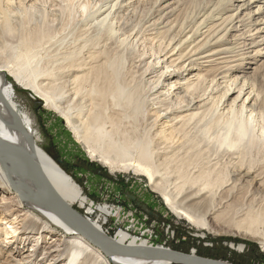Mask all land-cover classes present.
Returning a JSON list of instances; mask_svg holds the SVG:
<instances>
[{"label":"bare ground","instance_id":"6f19581e","mask_svg":"<svg viewBox=\"0 0 264 264\" xmlns=\"http://www.w3.org/2000/svg\"><path fill=\"white\" fill-rule=\"evenodd\" d=\"M126 1L111 0L105 7L81 14L77 22L81 36L75 49L54 43V52H48L59 31L55 32L34 13L30 15L26 9L27 1L0 0V41L3 40L5 45L0 48V53L11 52L6 59L0 57V224H4L6 229L1 246L21 253L28 248V244L33 243L31 251L26 249L21 259L28 264L171 262L149 257L107 256L45 205L53 201L52 196L21 160L7 153V144L32 156L69 206L76 209V204L85 207L89 203L72 176L36 142L34 119L17 104L16 85L43 96L49 106L60 110L75 136L87 148L99 149L105 160L111 164L120 162L123 170L131 169L134 173L145 175L153 189L163 196L167 206L193 225L200 223L199 209L208 208L207 199L211 200L216 195L209 188L215 182L211 173L195 169L194 164L207 154L211 158L215 153H233L245 147L247 142H254L252 145L256 142V139L250 137L255 130L254 115L248 117L247 112L253 108L256 94L254 87L247 84L246 70L237 74L236 80L242 81L237 97L232 103H225L220 112L210 107L207 94H199L197 90L198 81L204 78L198 71L210 66L211 62L228 58L229 50L218 48L217 42L237 25L232 23L221 34L223 26L216 21L211 29L214 33L210 35V43L207 44L203 33L205 31L200 27L201 22L197 24L195 21V27L190 29H186L182 23V39L172 48L171 55L174 57L181 46L182 51L172 60H169V56L152 59L158 69L147 80L152 83L156 76L158 80L164 78V83L153 88L158 89L156 93L150 89L144 99L139 85L125 74L124 56L121 55L122 50H119L123 40H137L141 30L140 26L138 28L122 19ZM236 1L243 2L239 5L241 10L252 9L253 4L261 0ZM118 3V12H107L109 7L114 8ZM157 3L165 4L162 8L165 7L166 11L159 18L161 20L155 22L162 25V28L167 23L162 18L171 17L174 7H170L173 4L171 0H158ZM21 5L23 8H20ZM19 11L27 13L26 16L20 17L17 14ZM263 12L264 6L261 5L255 12L259 15L255 21L257 25L262 24L263 20L258 19ZM256 32H264V26ZM14 37H18V41L11 43ZM263 43L264 34L257 35V39L251 42L252 47ZM45 60L49 61L44 63ZM218 72L222 74V71ZM9 76L13 77L15 83ZM193 87L198 94L196 97L191 96ZM145 105L157 115L147 123L142 121ZM101 138H104L103 142ZM162 165L166 169L170 168L173 173L168 180ZM203 169L211 168L207 166ZM248 176V172H240L235 178L237 180L238 177ZM249 178L255 184L264 183V177L260 174H253ZM195 180L202 181L203 185L196 187L192 184ZM234 188L236 184L230 190ZM89 206L87 212L92 213V204ZM108 207L100 206L97 209L111 215ZM216 210L212 206L206 211L211 214ZM8 215H13L14 219L7 220ZM82 216L90 229L103 240L131 246L158 247L138 242L137 238L124 230H118L111 237L99 220L90 219L89 215ZM250 219L249 222L237 224L244 231L212 225L210 232L251 237L264 248V237L251 228L255 215L250 214ZM190 255L199 257L194 253ZM200 262L195 261L194 264ZM212 262L228 264L222 260Z\"/></svg>","mask_w":264,"mask_h":264},{"label":"rangeland","instance_id":"374dc122","mask_svg":"<svg viewBox=\"0 0 264 264\" xmlns=\"http://www.w3.org/2000/svg\"><path fill=\"white\" fill-rule=\"evenodd\" d=\"M24 1H27L26 9L30 15L34 13L55 32L59 31L56 40L51 42L52 49H48V52H54V43L69 46L71 50H74L81 36L77 24L81 14L96 11L111 2V0ZM157 1L127 0L125 2L127 6L122 13L124 22L141 27L139 38L123 40L124 43H120L119 50H122L121 55L124 56L125 74L139 85L138 88H141L144 99L150 89L156 93L158 89L153 88L164 83V78L158 80L156 76L152 83L147 80L151 73L158 69L152 59L161 56H169V60L177 58L182 51V46L174 53L176 54L174 57H172L173 54L171 55V50L182 39V23L186 29H190L195 27V21L197 24L201 22L200 27L202 31H205L203 33L206 36L205 42L208 41L207 44L210 43L214 33L211 29L216 21L223 26L221 34H224L232 23L237 25L233 30L225 33L224 39L217 42L218 48L223 47L229 50L228 58L211 62L210 66L202 67V70L198 71L204 77L197 83L198 93L207 94L210 97V107L213 106L220 112L225 103H232L237 97L242 81H237L236 77L242 70H246L247 84L254 87L256 94L253 108L247 111L248 117L250 114L254 115L255 130L254 135L250 137L256 139L255 144L247 142L245 147L233 153H215L211 157L212 162L207 154L194 164L195 169L205 170L215 179L209 188L216 192V195L211 200L207 199L208 208L199 209L201 213L197 212L200 213L199 220L201 219L199 225L191 224L172 211L165 203L163 196L153 189L145 175L134 173L131 169L123 170L120 162L111 164L110 161L105 160L99 149L87 148L75 136L61 111L49 106L43 96L40 97L34 91L16 85L17 104L34 119L36 142L72 176L80 186L83 195L87 197L88 203L93 207H91L92 213H88L91 205L81 207L76 204V210L78 212L80 210L81 215H89L90 219L99 220L109 236L113 237L118 230H124L137 238L138 242H145L150 246L167 247L212 259L219 256L221 257L219 260L228 264H264V261L253 255V253L257 254V250L253 251L252 243L258 247V254L264 256V248L258 240L236 234L210 232L212 225L244 231L238 228L237 224L243 221L249 222L250 214H253L256 219L251 228L258 232L256 234L264 237V183L255 184L256 182L249 178L253 174L264 177V43L255 47L251 44L257 39V35L264 34V32L259 34L256 32L259 27L264 26V12L258 19V21L263 20L261 21L263 25H257L256 18L259 15L255 14L258 7L264 6V0L253 4L252 9L241 10L239 5L243 2L236 0H171L173 4H170V7H174V12L171 17L162 18L167 22L162 28V25L155 22L161 20L159 18L166 11L165 7L162 8L165 4H158ZM85 6L87 7L84 9ZM119 6L120 3L114 8L109 7L107 12L116 13L119 11ZM17 14L21 17L26 16L27 13L19 11ZM56 16L59 18L56 19ZM217 17L220 19L216 20ZM14 38L15 40L11 43L18 41V37ZM1 47H5L3 40L0 41ZM9 54H11L10 51L1 52L0 57L6 59ZM47 61L49 60H45L44 63ZM227 66L229 67L225 69ZM219 70L222 74L218 72ZM9 79L15 83L12 76H9ZM191 96H198L194 87L191 90ZM148 101L149 99L146 102ZM144 107L142 115L144 123L149 122L151 117H157L147 105ZM159 115L162 116V114ZM101 141L103 142L104 138H101ZM182 150L185 149L182 148ZM207 166L211 169H203ZM161 167L166 172V179H170L173 174L170 168L166 169L164 165ZM240 172H248L250 176L238 177L236 180L235 177ZM179 180L182 182V178ZM192 184L196 187L203 185L200 180H195ZM234 184L236 188L230 190ZM100 206H109L112 214L108 215L99 211L97 208ZM212 206L217 210L211 214L207 213L206 210ZM250 210L254 212H249ZM6 218L13 220L14 216L8 215ZM5 230L4 224H0V264H28L21 259L24 252L28 249L31 251L33 243L28 244L27 250L24 249L21 253H16L12 248L5 249L1 246L5 239ZM42 252L43 249L40 250V257Z\"/></svg>","mask_w":264,"mask_h":264},{"label":"water","instance_id":"95a60500","mask_svg":"<svg viewBox=\"0 0 264 264\" xmlns=\"http://www.w3.org/2000/svg\"><path fill=\"white\" fill-rule=\"evenodd\" d=\"M7 145H9L8 150H6L7 153H9L14 159L21 160L26 165L32 176H34L52 196L53 201L51 203H46L45 205L55 211L75 231H77L95 247L99 248L105 255L149 257L180 264H194L195 261H202L199 264H217L212 261H220L212 258L192 256L185 252H178L176 250L162 247L131 246L128 244L125 245L103 240L90 229L83 216L63 200L50 183L40 165L32 156L13 145Z\"/></svg>","mask_w":264,"mask_h":264},{"label":"trees","instance_id":"16d2710c","mask_svg":"<svg viewBox=\"0 0 264 264\" xmlns=\"http://www.w3.org/2000/svg\"><path fill=\"white\" fill-rule=\"evenodd\" d=\"M246 244H247V243H246ZM251 246L254 247V248H253V251H256V250H257V254H256V253H253V255L256 256L257 258H259L260 260L264 261V256L258 254V249H257L258 247H257L254 243H252ZM211 257H212V256H211ZM213 258H215V259H219V258H221V257L218 256V257H213Z\"/></svg>","mask_w":264,"mask_h":264}]
</instances>
